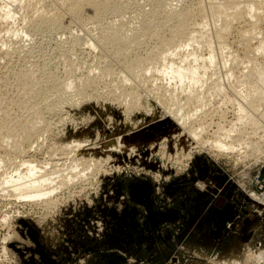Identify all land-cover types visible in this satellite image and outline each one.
I'll return each instance as SVG.
<instances>
[{"label": "rangeland", "instance_id": "obj_1", "mask_svg": "<svg viewBox=\"0 0 264 264\" xmlns=\"http://www.w3.org/2000/svg\"><path fill=\"white\" fill-rule=\"evenodd\" d=\"M184 1L187 6L198 2ZM16 19L9 22V31L0 34V43L17 48L14 61L31 69L33 63L40 62V54L47 58L53 54V70L63 76V60L57 55L59 48L68 46L65 41L69 36L58 33L44 37L46 41L38 48L41 36L26 30L25 23ZM242 28L232 31L226 49L239 63L244 54L238 39ZM260 28L264 37V25ZM83 33L71 28V36H81L87 42ZM80 38H76V46H80L71 56L72 62H78L77 78L87 74L93 64L108 62L98 49H87L88 42L82 43ZM147 45L135 54L143 57L154 46ZM202 54L206 56V49ZM101 58L106 60L100 62ZM1 61L0 95L10 96L12 89L4 88V80L10 78L6 70L11 66ZM218 61V70L214 69L226 83L223 75L229 64L221 68ZM117 63L109 64L116 73L113 80L100 79L102 83L97 82L90 99L74 98L73 104L45 112L48 130H43L31 143L32 149L16 160L54 171L51 175L47 172L53 178L74 164L77 178L46 199V204L20 199L11 187H0V264H264V138L258 141L259 146L257 135H244L241 142H234L236 150L231 153L209 149L214 141L211 133L219 126L224 130L243 128L244 121L237 123L235 102L222 103L220 96L212 95L208 105L197 108L196 115L199 121L204 119L201 125L205 127L200 125L203 132L194 138L189 130L197 118L194 108H176L168 99V91L173 89L178 91V100L183 98L186 92L179 84L156 75L136 87ZM240 64L233 79L242 76L245 64ZM118 79L130 80L124 83L127 88L118 87L123 84ZM128 86L131 97L140 95L133 101L136 106L127 96ZM226 95L234 97L229 91ZM185 115L192 120L187 121ZM253 138L260 148H254ZM77 142L82 144L80 148ZM3 153L0 151V158L9 161L11 157ZM20 166L23 173L25 165ZM10 171L11 167H0V179ZM246 225L247 233L241 229ZM234 241L240 245L238 250Z\"/></svg>", "mask_w": 264, "mask_h": 264}, {"label": "bare ground", "instance_id": "obj_2", "mask_svg": "<svg viewBox=\"0 0 264 264\" xmlns=\"http://www.w3.org/2000/svg\"><path fill=\"white\" fill-rule=\"evenodd\" d=\"M172 1L0 0V34L9 28L10 21L12 22L17 18V21L20 20L25 23L26 30L41 36L40 39L37 38L36 44H38V48H41L42 43L46 41L47 38L45 39L44 37L58 33L69 36L66 39L67 41L64 40L68 46L64 49L59 48V54L57 55L58 58L60 57L63 60V76L56 75L55 72L58 71L54 72L53 70V54H50L48 58L46 57L47 55L40 54L38 59L40 62L33 63L34 67L30 69L26 64L19 65L16 60L14 61V57L18 53H16L17 48L15 50L8 47L10 44L6 45L7 40L4 41L6 43H0V61L5 60L11 66L9 71L6 70V72H9L10 78L6 77L4 80L5 86H3L4 88L10 87L12 89L10 96L7 94L2 95L3 92L0 95V151L11 157L9 161L0 158V165L2 164L0 167H4V165L11 167L10 173L2 174L0 187H4V185L6 189H9L7 186L11 187L14 194L20 199L32 202L43 201L44 203L58 189L64 186L67 187L68 184L77 178L78 175L73 171L76 169L74 164L68 165L69 171H65L66 173L61 171L62 174L58 171L59 175L53 178L50 176L52 171H45L46 169L43 171L37 165L31 164L30 161H21V164L19 163L20 165H25V170L21 173L22 171L20 172L19 167L22 166L16 160L27 154L33 140L48 127L49 123L45 119V112L50 114L55 107L58 108L59 106L60 108V105L72 103V100L74 103V98H77V100L90 99L88 95L96 89L97 82H101L100 79L109 78L108 80L110 81L112 78L114 72L109 65L112 62L122 64L125 74L137 85L136 87L141 85L144 82L143 80L146 82L148 77H155L156 75H160V77L162 76L168 81H173L177 85L179 84L178 87L180 88L181 86V89L186 93H183V98L180 101L176 96L178 91L175 93L176 89H173L175 86L172 88L166 86L169 89H173L168 91L170 92L169 95L171 94V97H168L169 101L171 99L172 106L175 105V107L177 105L188 108V110L191 107L194 108L192 111H195V115L198 112L197 108L201 109L208 105L209 100H211L210 97H213L212 95L220 96L222 103L223 101L228 104L235 102L237 123L240 121L242 124L244 121L243 128L224 130L219 126L215 131H211V137L214 138V141L209 149L218 153H231L236 150L234 147L236 143L234 142L239 140L241 142L244 135H246V138L250 134H252V137L257 135V144L260 139L264 138V37H262L260 31L261 25H264V0H198L193 6H187L184 0H174V2L176 1L175 4ZM208 26H210V30H207ZM238 26H243V30H238V39L240 46H242V53H244L243 57L241 56L242 61L240 63L244 62L245 67L241 78L233 79L235 76L234 72L239 68L240 63L237 61L238 58L234 57L235 55L227 54L226 49L228 48L227 40L229 35ZM74 27L85 33L82 38H86L88 44L85 39L82 40L80 38L81 36L76 38H80L82 43L89 45L87 49H92V51L98 49V54L108 59V62H105L106 64L102 63L100 65L98 63L95 67L94 64L93 66L91 65V70L80 78L76 77V62L71 61L75 47L80 46H76L77 39L75 36H71V28ZM149 43L154 45H152L153 48L150 47L151 49L143 57H138V54L135 53L142 50V48L144 49V47L147 48ZM213 43L216 48H213ZM205 49L207 51L206 56L202 54ZM95 53H97V50ZM97 58L95 60H100L99 57ZM101 60L100 62H104L106 59L103 61L101 58ZM217 60L221 62L218 61L222 64L221 68H226L229 64V67L224 70L225 73L223 72L224 75L221 73L226 83L221 77L217 76L215 70L218 68L215 66ZM12 63L15 65L13 64L12 66ZM114 74L116 75V73ZM119 79V83L124 81L121 82L122 79ZM150 79L148 78V80ZM126 81L129 82L130 80ZM126 81L121 84L122 86H117L127 88V84L124 85V83H127ZM134 89L138 90L135 86ZM4 90L6 91L7 89ZM129 90L132 89H129L128 86V94L125 93L131 97L133 93L130 94L132 91ZM5 91L4 93L9 91V89ZM227 91L232 93L233 99L227 97ZM137 96L140 97V95ZM130 97L129 99L132 98V102H137L138 98H134V95ZM181 102L182 104H180ZM179 110L182 111L183 109ZM195 115L194 117L197 118L191 121V123H194L189 127V130L191 135L197 138L200 134L198 132H203L200 127L204 119L200 117L202 121L201 119L199 121L198 116ZM191 117L189 116L186 120L188 119L187 121L190 122ZM205 120L207 119L205 118ZM196 124H198V128L195 126ZM203 126L205 127V125ZM204 132L206 133V131ZM258 133L262 135L258 137ZM254 140L253 138V144ZM81 145L80 142L76 143L78 148ZM258 145L260 146V144ZM239 150L240 148L237 151L239 152ZM241 229L247 233L249 226H242ZM233 245L238 250L239 243L236 241Z\"/></svg>", "mask_w": 264, "mask_h": 264}]
</instances>
